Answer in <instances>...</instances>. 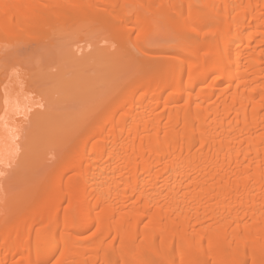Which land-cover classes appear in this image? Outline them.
Wrapping results in <instances>:
<instances>
[{
  "label": "bare ground",
  "instance_id": "1",
  "mask_svg": "<svg viewBox=\"0 0 264 264\" xmlns=\"http://www.w3.org/2000/svg\"><path fill=\"white\" fill-rule=\"evenodd\" d=\"M174 17L185 29L147 45ZM83 25L145 59L71 123L0 92L1 156L25 124L63 141L0 217V264H264V0H0V63L47 55L51 33ZM98 53L114 76L124 55Z\"/></svg>",
  "mask_w": 264,
  "mask_h": 264
},
{
  "label": "rangeland",
  "instance_id": "2",
  "mask_svg": "<svg viewBox=\"0 0 264 264\" xmlns=\"http://www.w3.org/2000/svg\"><path fill=\"white\" fill-rule=\"evenodd\" d=\"M174 19L169 22L168 26L162 28L161 25L160 28L162 29L156 26L158 29L154 33L152 32V35L148 36L145 40V42H149L147 45L164 44V39L167 42L168 37L172 34L174 35V32L179 34V31L185 29L177 21V17H174ZM125 24L132 27L130 22ZM131 34L134 39V36L137 34L136 30L132 31ZM49 38L56 40L60 44L51 53L47 55L23 54L17 58L5 60L4 64L0 63V73L2 75L7 73L12 78L18 79L0 80V92L3 93V90H6L8 94H11L12 102L20 106V108L22 103H24V108H27V106L35 104L36 101L41 104L49 102L52 104L53 114L56 117L64 118L68 123L89 117L97 111L96 109L105 96H120L123 93L122 87L126 84L124 80L125 73L121 67L123 65L132 66L135 58L145 59L144 56L138 53L137 43L132 44L128 42L120 44L110 32L95 25H83L67 31L54 32L46 40ZM83 46L86 47L84 52L89 54V59L83 63L69 64L65 56L67 51ZM65 50L66 53L64 54ZM103 50H107L108 53L115 54L116 56L124 55V58L121 57L123 64L119 63L115 66L116 73L114 76L112 74L107 75L108 71L102 66L98 52ZM166 53H169V50ZM49 74L53 75L54 78ZM47 76L50 77L45 79ZM38 78L42 80H37ZM70 78H73V80H69ZM141 81L137 80L138 83ZM202 86H206V84ZM34 98L36 101L33 100ZM31 101L35 102L31 103ZM100 124L101 121L98 123V126ZM21 132L19 131V136L23 135L20 138L25 141L19 140L20 145L17 147V151H9L14 154L9 152H7L8 154L2 153L3 157L0 154L2 157H0V160L2 159L0 164L3 163L0 167L4 166L2 167L4 172H2L0 177V217L6 213L8 208L16 203L14 201L16 194L21 192L26 186L29 187L28 184L31 186L32 182L34 183L36 179L43 176L59 154L63 143L60 136L56 135L57 137H53L55 136L53 133L50 135L52 138H50L49 135H45V132H40L39 128L29 126L28 124L21 127ZM21 152L23 154L19 157L18 154H21ZM24 154L26 160L24 159L21 166H19L20 163L19 165L17 164L20 160L18 157L24 158ZM39 155L42 159L44 155V158H46V161L40 160L44 161L41 164L42 166H39L40 163H37V160L40 162L39 159H41ZM11 160L13 162L10 163ZM12 163L13 166L11 165ZM2 169L0 168V170ZM63 169V167H58L55 170V174L62 173Z\"/></svg>",
  "mask_w": 264,
  "mask_h": 264
}]
</instances>
